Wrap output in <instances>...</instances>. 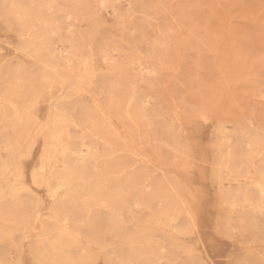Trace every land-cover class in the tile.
I'll return each instance as SVG.
<instances>
[{
  "label": "rangeland",
  "instance_id": "obj_1",
  "mask_svg": "<svg viewBox=\"0 0 264 264\" xmlns=\"http://www.w3.org/2000/svg\"><path fill=\"white\" fill-rule=\"evenodd\" d=\"M0 264H264V0H0Z\"/></svg>",
  "mask_w": 264,
  "mask_h": 264
}]
</instances>
